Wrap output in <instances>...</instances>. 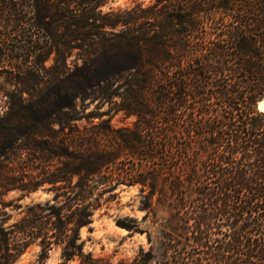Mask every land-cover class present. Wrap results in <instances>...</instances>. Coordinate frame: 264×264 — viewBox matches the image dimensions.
<instances>
[{
  "label": "trees",
  "instance_id": "16d2710c",
  "mask_svg": "<svg viewBox=\"0 0 264 264\" xmlns=\"http://www.w3.org/2000/svg\"><path fill=\"white\" fill-rule=\"evenodd\" d=\"M106 1L0 0V75L14 85L0 104V264L38 238L42 260L53 242L63 264L82 258L106 174L130 156L141 222L156 224L155 238L137 224L141 262L264 264V0ZM80 102L111 107L79 130ZM73 180L9 222L5 192Z\"/></svg>",
  "mask_w": 264,
  "mask_h": 264
},
{
  "label": "rangeland",
  "instance_id": "374dc122",
  "mask_svg": "<svg viewBox=\"0 0 264 264\" xmlns=\"http://www.w3.org/2000/svg\"><path fill=\"white\" fill-rule=\"evenodd\" d=\"M150 1L107 0L102 8L105 11L124 9L135 6L137 2L149 3ZM47 64H51V61ZM11 77L12 75L7 73L0 75V104H4L6 100L5 92L14 87L10 84ZM110 107L109 104L80 102L83 118L73 124L79 130L90 128V125L101 120L99 117L92 116L103 113ZM107 118H110L115 127H134L137 122L135 115H128L125 111L115 113L114 110H109V113L102 117V119ZM134 168H137V159L131 156L121 159L110 168L106 176L108 180L114 179L102 185L104 190L102 205L95 210L92 222L80 230L81 238L78 242L83 246V256L81 258L76 254L67 261V264H158L156 259L147 263L141 262V247L147 251L149 244L147 234L137 231V224L140 223L139 228L147 229L153 238L156 236V224L153 222L155 220L153 213L147 221L141 222L145 212L140 207V187L135 182L137 174L134 177L128 174ZM23 172V180L29 184L39 170L26 166ZM74 180L62 184L64 188H59V183L46 182L35 190L11 189L5 192L1 195V200L9 204L6 207L11 218L9 222L21 221L29 213V208L37 203L44 204L49 200L54 203L57 192L72 191ZM160 215L165 216L162 212ZM63 250V243L53 242L46 258L42 260L43 246L41 238H38L28 246L14 264H63L65 260Z\"/></svg>",
  "mask_w": 264,
  "mask_h": 264
},
{
  "label": "water",
  "instance_id": "95a60500",
  "mask_svg": "<svg viewBox=\"0 0 264 264\" xmlns=\"http://www.w3.org/2000/svg\"><path fill=\"white\" fill-rule=\"evenodd\" d=\"M258 108L264 111V98L258 102Z\"/></svg>",
  "mask_w": 264,
  "mask_h": 264
}]
</instances>
